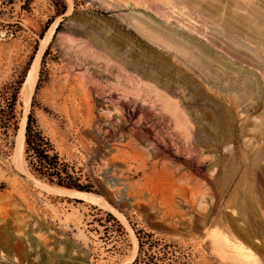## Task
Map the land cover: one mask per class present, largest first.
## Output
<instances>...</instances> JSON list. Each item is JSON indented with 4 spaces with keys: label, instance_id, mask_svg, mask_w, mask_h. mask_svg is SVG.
<instances>
[{
    "label": "rangeland",
    "instance_id": "374dc122",
    "mask_svg": "<svg viewBox=\"0 0 264 264\" xmlns=\"http://www.w3.org/2000/svg\"><path fill=\"white\" fill-rule=\"evenodd\" d=\"M29 112L100 203L42 189ZM0 264H264V0H0Z\"/></svg>",
    "mask_w": 264,
    "mask_h": 264
},
{
    "label": "trees",
    "instance_id": "16d2710c",
    "mask_svg": "<svg viewBox=\"0 0 264 264\" xmlns=\"http://www.w3.org/2000/svg\"><path fill=\"white\" fill-rule=\"evenodd\" d=\"M56 15L65 12L66 6L62 3L60 9L56 8ZM45 31V30H43ZM40 33V36H42ZM39 82V81H38ZM22 81L13 92L14 98H17L18 90ZM39 83H37L38 86ZM14 115L11 113V118ZM26 160L30 169L40 176L45 177L48 182L54 183L59 187L75 189L78 191L89 192L90 189L79 183V178L70 171L69 166L62 161L49 138L43 134L41 129L36 124L32 112H29L25 124L24 132ZM139 239V238H138ZM139 246H142V241L139 239Z\"/></svg>",
    "mask_w": 264,
    "mask_h": 264
},
{
    "label": "bare ground",
    "instance_id": "6f19581e",
    "mask_svg": "<svg viewBox=\"0 0 264 264\" xmlns=\"http://www.w3.org/2000/svg\"><path fill=\"white\" fill-rule=\"evenodd\" d=\"M43 40V39H42ZM43 43V41H42ZM43 45H41L42 47ZM41 47L38 49L35 57L32 59V62H31V68L30 70L28 71L27 73V76L25 78V81L22 85V88H21V92H20V96H21V101L23 103V108H24V114H26L27 112V109H28V105H29V101H30V97H31V94L33 92V89H34V85H35V82H36V79H37V75H38V67H39V60H40V56L42 55L41 52H42V49ZM25 115L22 117V120L20 122V128H19V133L16 137L17 138V142H18V145L21 146L24 142V128H25ZM215 183V182H214ZM38 184V183H37ZM42 189L48 193H52V194H55V195H60V196H66V197H73V198H78V199H81L85 202H90V203H100V199L101 197L98 196V195H95L93 193H90V192H85V191H78V190H74V189H68V188H64V187H54V186H51V185H48V184H39ZM237 187V186H236ZM235 187V188H236ZM247 196V195H246ZM244 198V196H243ZM237 199V198H236ZM236 199H234L236 201ZM250 199V198H248ZM103 200V199H102ZM104 201V200H103ZM232 201V200H231ZM102 202V201H101ZM238 202V200H237ZM104 204V203H103ZM233 204V201L232 203ZM237 204V203H236ZM235 204V205H236ZM234 205V206H235ZM252 205V204H251ZM233 206V205H232ZM231 206V207H232ZM237 207V206H236ZM239 206V210L237 208H234L236 211H235V214L239 216V218H241L242 220L240 221L238 219V221L236 219H234L233 217H228V222L230 223V227L236 231H239L241 232L242 234H244V230L245 232L248 231L247 229V225L245 224V219L247 220V218L250 219V221L254 224V226H256L255 228H259V227H262V223L260 224V218L257 217V214L255 213V209L252 208L251 206L250 207H241ZM254 209V210H253ZM207 214V213H206ZM260 215V214H259ZM232 216V215H231ZM235 216V215H234ZM206 217V215H205ZM247 217V218H246ZM260 217V216H259ZM211 220V219H210ZM214 220V219H213ZM220 220V219H219ZM203 221V220H202ZM215 222H218L215 221ZM221 222V220H220ZM248 222V221H247ZM213 223V222H212ZM206 224V223H205ZM218 224V223H217ZM249 225V224H248ZM215 226V225H214ZM227 227V226H226ZM251 228V227H250ZM249 228V229H250ZM254 228V227H253ZM230 230V229H229ZM261 231V230H260ZM228 234H227V233ZM253 232V231H252ZM226 233V234H225ZM248 233V232H247ZM246 233V234H247ZM218 234L222 235V240H223V247H226L230 250H234V251H238V250H241L242 248H244L245 246L237 240V238L233 235V233H229L228 231L224 230L222 231L221 233L218 232ZM249 234V233H248ZM250 236V235H249ZM254 236V235H253ZM248 238V237H247ZM256 237L254 236V239ZM135 239V237H134ZM251 239V238H250ZM136 240V239H135ZM135 242V241H134ZM136 243V242H135ZM136 245V244H135Z\"/></svg>",
    "mask_w": 264,
    "mask_h": 264
},
{
    "label": "water",
    "instance_id": "95a60500",
    "mask_svg": "<svg viewBox=\"0 0 264 264\" xmlns=\"http://www.w3.org/2000/svg\"><path fill=\"white\" fill-rule=\"evenodd\" d=\"M30 68H31V66L29 67V69H28V71L30 70ZM28 73V72H27ZM27 76V75H26ZM26 76H25V78H26ZM25 81V80H24Z\"/></svg>",
    "mask_w": 264,
    "mask_h": 264
}]
</instances>
